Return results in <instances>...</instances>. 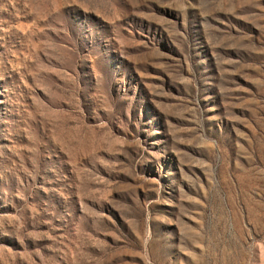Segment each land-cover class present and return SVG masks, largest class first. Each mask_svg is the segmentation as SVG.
Returning <instances> with one entry per match:
<instances>
[{
    "label": "rangeland",
    "instance_id": "1",
    "mask_svg": "<svg viewBox=\"0 0 264 264\" xmlns=\"http://www.w3.org/2000/svg\"><path fill=\"white\" fill-rule=\"evenodd\" d=\"M0 264H264V0H0Z\"/></svg>",
    "mask_w": 264,
    "mask_h": 264
}]
</instances>
